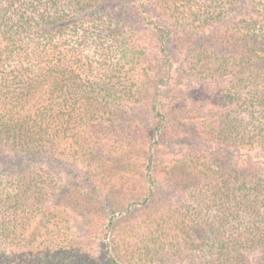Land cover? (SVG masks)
<instances>
[{
  "label": "trees",
  "instance_id": "16d2710c",
  "mask_svg": "<svg viewBox=\"0 0 264 264\" xmlns=\"http://www.w3.org/2000/svg\"><path fill=\"white\" fill-rule=\"evenodd\" d=\"M0 264H264V0H0Z\"/></svg>",
  "mask_w": 264,
  "mask_h": 264
},
{
  "label": "rangeland",
  "instance_id": "374dc122",
  "mask_svg": "<svg viewBox=\"0 0 264 264\" xmlns=\"http://www.w3.org/2000/svg\"><path fill=\"white\" fill-rule=\"evenodd\" d=\"M140 25V23L138 22V21H136V26H139ZM170 90H171V87H170V89L169 90H164V96L162 97L163 99H165V98H175V97H179V96H177V95H179L178 93L176 94V89L175 90H172V92L170 93ZM180 91H184V89L183 90H180ZM179 91V93H181ZM58 177V179H59V183H63L64 181H65V178H63V176H57ZM83 191V190H82Z\"/></svg>",
  "mask_w": 264,
  "mask_h": 264
}]
</instances>
